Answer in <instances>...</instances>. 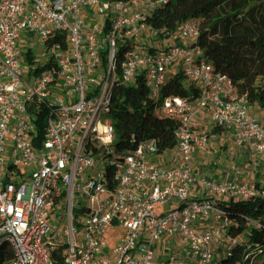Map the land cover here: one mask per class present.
<instances>
[{
	"label": "built area",
	"instance_id": "built-area-1",
	"mask_svg": "<svg viewBox=\"0 0 264 264\" xmlns=\"http://www.w3.org/2000/svg\"><path fill=\"white\" fill-rule=\"evenodd\" d=\"M168 1L0 0V235L14 234L0 241L12 251L3 264H218L217 249L238 242L219 201L247 200L256 186L240 172L227 182L199 173L195 152L210 153L218 126L253 155L256 170L264 165V116L206 56L195 22L168 33L182 42L138 47L152 29L146 17ZM119 41L131 44L120 73ZM175 68L197 96L162 98ZM138 74L155 115L174 123L170 148L160 149L168 132L125 153L117 148L113 88L135 84ZM43 107L45 137L36 145ZM203 115L205 132L196 127ZM169 152L174 165L154 160ZM116 230L124 233L110 246L107 233Z\"/></svg>",
	"mask_w": 264,
	"mask_h": 264
},
{
	"label": "trees",
	"instance_id": "trees-1",
	"mask_svg": "<svg viewBox=\"0 0 264 264\" xmlns=\"http://www.w3.org/2000/svg\"><path fill=\"white\" fill-rule=\"evenodd\" d=\"M217 0H169L164 6L158 7L146 17L154 30H159L161 36L176 31L177 26L194 15H206L216 5ZM192 6L188 10L183 7ZM109 22L105 26L107 32ZM225 43L210 42L202 32L200 45L206 56L212 60L218 70L228 74L238 85V80L244 81L238 85V93L246 94L250 106L257 105L264 109V37H257L254 33H247L243 38H228ZM130 43H123L117 50V71H121V62ZM145 47H143L144 49ZM146 49V48H145ZM154 50L155 48H148ZM249 56H243V51ZM30 52L24 51L28 61H32ZM108 51L103 52V63L107 65ZM237 56L236 58L232 57ZM235 60V61H234ZM198 88L189 83L185 74L180 70L168 76L163 86L162 98L171 95L194 98ZM32 109V107H31ZM155 101L151 97L143 74H138L135 84L114 85L111 103V115L115 128L119 134L117 148L128 152L147 139L162 136L168 132L169 136L161 141L160 149L172 147L174 138L172 130L174 123L157 117L154 113ZM47 108L43 107L36 114L38 135L35 144L39 145L45 137ZM224 130L214 127L212 132L217 134ZM257 194L247 200L223 199L219 201L230 220L229 234L238 238V242L231 245L227 252L218 260V264H252L264 254V182L255 183ZM242 237V241L239 240ZM12 255L8 243L0 244V264Z\"/></svg>",
	"mask_w": 264,
	"mask_h": 264
},
{
	"label": "rangeland",
	"instance_id": "rangeland-1",
	"mask_svg": "<svg viewBox=\"0 0 264 264\" xmlns=\"http://www.w3.org/2000/svg\"><path fill=\"white\" fill-rule=\"evenodd\" d=\"M191 8L192 6L183 7L184 10L188 11ZM188 20L195 22L210 42L225 43L228 38H243L247 33H254L258 38L264 37V0H217L216 5L206 15H194ZM88 23L94 24L95 21L93 18H88ZM182 41L176 36L170 38L161 36L160 31L156 32L152 29L144 32L136 39L140 49L143 47L162 49L168 44ZM121 44H123L122 41H119L118 48ZM21 45L24 43L21 42ZM241 55L242 57L249 56V53L245 50ZM232 57L236 58L237 56L233 55ZM177 71L178 69L175 68L169 76ZM94 76L96 77L97 74ZM243 81L244 79L240 78L238 85L240 86ZM235 84L238 87L237 83ZM250 110L255 115L259 114L260 111L257 105L251 106ZM207 126L208 124L201 127L200 131L208 130ZM209 151L208 158H205L207 163L204 164L203 159L200 158L194 163L195 169L210 174L211 177L213 175L219 176L218 180L223 182L230 180L234 172H240L239 178L250 184H255L258 181L264 182V165L262 164L253 170V155L247 152L244 147L235 145L230 131L222 130L221 133L215 134L211 140L209 139ZM154 160L159 164L171 166L175 164V153L169 152L154 156ZM123 233L122 230L109 231L107 233L108 244L114 246L115 241L117 242ZM239 240L242 241V237H239ZM229 246L228 242H224L217 249V261L227 252ZM252 264H264V254Z\"/></svg>",
	"mask_w": 264,
	"mask_h": 264
},
{
	"label": "crops",
	"instance_id": "crops-1",
	"mask_svg": "<svg viewBox=\"0 0 264 264\" xmlns=\"http://www.w3.org/2000/svg\"><path fill=\"white\" fill-rule=\"evenodd\" d=\"M251 107V106H250ZM259 114H257L256 116H258V117H263L264 116V109H261V108H259ZM206 124H208V126H207V129H209V127H210V122H209V119L207 118V116L206 115H203V116H201L198 120H197V123H196V127L200 130L201 129V127H203V126H205ZM207 131V130H206ZM213 136H215V133L214 134H212L210 137V140L212 139V137ZM242 149V148H241ZM246 149V148H245ZM246 152V151H245ZM247 152H249L248 150H247ZM246 152V153H247ZM208 155L207 154H205V153H203V152H201L200 150H198V151H196L195 152V162L198 160V159H200V158H202L203 159V161H204V164H206L207 162V160L205 159V158H208L207 157ZM196 171H198L199 173H202V171L201 170H197L196 169ZM234 174H235V172H234ZM234 174L231 176V178L234 176ZM208 175H210V174H208ZM211 176V175H210ZM213 177L215 178V179H218L219 178V176L217 177V176H214L213 175ZM222 177V176H221ZM220 177V178H221Z\"/></svg>",
	"mask_w": 264,
	"mask_h": 264
},
{
	"label": "water",
	"instance_id": "water-1",
	"mask_svg": "<svg viewBox=\"0 0 264 264\" xmlns=\"http://www.w3.org/2000/svg\"><path fill=\"white\" fill-rule=\"evenodd\" d=\"M14 234L13 233H6V234H2L0 235V241H2L4 238H6L7 236H13Z\"/></svg>",
	"mask_w": 264,
	"mask_h": 264
}]
</instances>
